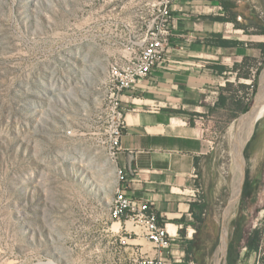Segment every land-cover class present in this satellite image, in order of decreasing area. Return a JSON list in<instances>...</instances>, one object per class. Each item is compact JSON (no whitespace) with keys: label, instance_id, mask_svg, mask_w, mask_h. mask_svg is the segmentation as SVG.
<instances>
[{"label":"rangeland","instance_id":"obj_1","mask_svg":"<svg viewBox=\"0 0 264 264\" xmlns=\"http://www.w3.org/2000/svg\"><path fill=\"white\" fill-rule=\"evenodd\" d=\"M155 1L51 0V5L41 6L40 15L27 9L28 0H0V264H144V256L155 254L140 226L115 215L117 175L109 172L104 153L92 147L90 134H64L52 127L41 135L38 114L54 102L48 97L36 100L43 84L73 94L69 85L75 88L82 77L60 61L67 53L80 66L83 60L90 63L83 72L97 95L106 64L138 51L135 42L147 34ZM233 1L237 22L248 27L236 32L240 27L235 25L232 32L248 34L254 49L241 71L247 77L237 79L234 65L219 73L223 86L233 82L238 102L211 110L213 98H205L202 111L195 113L216 155L211 183L202 194L206 215L197 218L196 237L206 248L199 251V264H214L226 246L222 264H252L255 250L241 252L243 234L264 227L262 118L243 149L244 185L233 234L221 248L230 196V149L237 135L232 116L251 98L264 59V0H253L257 8L251 12L249 1ZM218 86L213 83L212 90L220 94ZM94 124L90 121L87 128Z\"/></svg>","mask_w":264,"mask_h":264},{"label":"crops","instance_id":"obj_2","mask_svg":"<svg viewBox=\"0 0 264 264\" xmlns=\"http://www.w3.org/2000/svg\"><path fill=\"white\" fill-rule=\"evenodd\" d=\"M223 1L234 2L174 0L168 61L123 95L127 129L119 165L127 175L128 192L150 201L161 222L179 227L182 239L173 242L168 264H199V251L206 249L196 237L195 215H206L202 194L211 183L216 155L195 113L202 111L205 98L212 97L213 104L218 99L213 83H219L217 89L224 83L215 66H225V74L254 49L248 34L232 32L233 21L217 20L226 12ZM244 1L250 2L251 12L253 0ZM243 18L250 20L247 13ZM244 161L246 168L245 156ZM130 166L138 168L137 175ZM261 169L263 178L264 165Z\"/></svg>","mask_w":264,"mask_h":264},{"label":"built area","instance_id":"obj_3","mask_svg":"<svg viewBox=\"0 0 264 264\" xmlns=\"http://www.w3.org/2000/svg\"><path fill=\"white\" fill-rule=\"evenodd\" d=\"M173 2L174 0L154 2L147 34L142 40L135 42L138 51L126 55L121 61L106 64L97 95L89 90L90 81L84 82L79 77V84L75 88L69 85L74 91L72 101L65 105L61 95L56 93L53 99H49V103L54 102V105L50 104L48 107L50 110L42 108L38 114L46 113L52 127L61 129L64 134H90L92 147L104 153L109 172L116 174L118 180L115 215L118 218L126 216L140 226L145 237L156 248L154 255L147 254L143 257L144 264H168L172 244L181 240L182 235L178 226L171 230L169 224L159 220L150 201L137 199L128 192L127 175L119 165L121 140L127 129L128 107L123 95L126 90L135 88L141 81L149 78L155 68L164 66L168 61L171 38L175 34ZM90 121L95 124L88 129ZM41 127L38 119L37 130ZM130 172L137 175L138 168L130 166ZM248 250L247 246L241 248V252ZM251 263L264 264V227L260 246L254 251Z\"/></svg>","mask_w":264,"mask_h":264},{"label":"bare ground","instance_id":"obj_4","mask_svg":"<svg viewBox=\"0 0 264 264\" xmlns=\"http://www.w3.org/2000/svg\"><path fill=\"white\" fill-rule=\"evenodd\" d=\"M47 4L51 5L52 4L51 0H28L27 9L39 13L40 15H43L41 11V6ZM59 59L71 73L80 72V76L82 77L84 82L88 81L89 78L87 79V76H85L83 70L85 69L86 66L90 64L89 62L83 60V64H82L83 66H80L78 64V61L75 59V56L72 53L63 54L59 56ZM43 86H44V90L42 94L36 93V97H38L36 99L37 101L38 100L45 101V98L47 97L53 99L56 93H61V100H63V103L65 105H67L69 101H72L73 94H71L72 92L71 90L67 91L61 88L60 90H57V88H55L56 86L53 87L48 84H43ZM262 118H264V66L259 75L258 89L255 94L254 102L251 108L234 120V125L237 128V135L233 140L230 149L231 162H230V168L228 170L231 175L229 181L230 196L223 215V220L225 223V231L222 239L221 248H223L226 244H229V241L233 234V229H234L233 222L236 216L238 203L241 196L242 182L244 176L243 174L245 169L243 149L245 147V144L247 143L248 140H250L254 132L255 124ZM48 119L49 118L46 113H42V115H40L39 120H40V124L42 125L41 127L42 130L41 128H39L41 130V132L39 133L41 135L47 134L46 132L47 129L52 128V125ZM33 213L36 216L40 215L38 214V212H33ZM227 247L228 246H226L225 249H222L223 251L221 250L222 252L218 255L214 264H222L227 251Z\"/></svg>","mask_w":264,"mask_h":264},{"label":"trees","instance_id":"obj_5","mask_svg":"<svg viewBox=\"0 0 264 264\" xmlns=\"http://www.w3.org/2000/svg\"><path fill=\"white\" fill-rule=\"evenodd\" d=\"M222 3H223V6H224L226 12L232 11L233 16L231 18H227L225 16H218L217 20H219V21H233L237 27L246 29V26H241L236 20L238 12L233 10V9L236 8L237 5L234 2L223 1ZM249 60H250V57H245L242 62L234 63V66L232 67L231 71L236 73L237 79H240L241 77H244V76L245 77L248 76L247 74H243L241 71H242V68H244V66L247 65ZM263 66H264V59H263V64L257 68L255 78H254V83L252 86L253 92H252L251 98L245 104V106L243 108H240L236 113L233 114V116H232L233 118H237L240 114L247 112L251 108V106L254 102L255 94H256L257 89H258L259 75L262 71ZM215 70H217L219 73H223L227 69L225 66H215ZM232 87H233V82H231V81H228L226 83V85L220 87V94H219L218 99L215 102L214 106L211 108V110H216V109H220V108L228 109V108L233 107V105L236 102H238L235 95L232 93ZM241 87H244V85H241ZM262 179L264 180V177ZM195 218H199V216L195 215ZM262 234H263V228H260V229L257 228L248 234H245V235L243 234V238L241 241L240 248H242L243 246H247L250 251L251 250H257L260 246V243H261Z\"/></svg>","mask_w":264,"mask_h":264},{"label":"water","instance_id":"obj_6","mask_svg":"<svg viewBox=\"0 0 264 264\" xmlns=\"http://www.w3.org/2000/svg\"><path fill=\"white\" fill-rule=\"evenodd\" d=\"M244 180H245V175H244V179H243V182H242V189H243V185H244Z\"/></svg>","mask_w":264,"mask_h":264}]
</instances>
